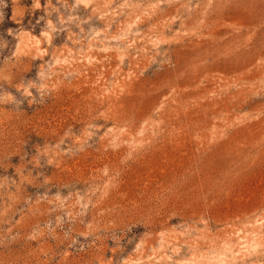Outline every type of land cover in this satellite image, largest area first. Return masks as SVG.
Wrapping results in <instances>:
<instances>
[{
	"label": "rangeland",
	"instance_id": "rangeland-1",
	"mask_svg": "<svg viewBox=\"0 0 264 264\" xmlns=\"http://www.w3.org/2000/svg\"><path fill=\"white\" fill-rule=\"evenodd\" d=\"M0 264H264V0H0Z\"/></svg>",
	"mask_w": 264,
	"mask_h": 264
}]
</instances>
